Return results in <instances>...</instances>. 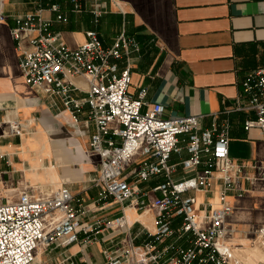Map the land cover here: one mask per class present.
Listing matches in <instances>:
<instances>
[{
    "label": "built area",
    "instance_id": "1",
    "mask_svg": "<svg viewBox=\"0 0 264 264\" xmlns=\"http://www.w3.org/2000/svg\"><path fill=\"white\" fill-rule=\"evenodd\" d=\"M71 1L76 11L83 9V0ZM59 9L56 2L47 7L40 4L35 11L15 17L12 36L25 82L46 98L59 100L75 122L85 115V122L93 126L88 150L99 161L94 179L101 187L99 200L111 198L141 213H152L154 231L146 242L136 244L124 212L108 220L85 221L86 206L76 202L66 185L49 194L25 188L16 200L0 196V264H52L38 258V252L69 247L79 242L81 233L85 234L83 242L90 243L103 230L123 228L128 233L104 247L105 264H264V224L247 231L250 246L256 245L262 254L249 260L241 253L245 244L230 243L237 230L229 219L235 209L230 195L249 191L244 180L252 188L259 184L264 193V161L252 164L250 176L244 163L231 158L228 120H214L205 127L204 114L165 116L164 104L145 99V88L132 96L131 68L127 64L120 69L118 60L138 51V42L122 32L112 46L105 47L98 30L91 29L85 43L70 48L44 14L54 11L56 21L67 20ZM6 17L0 9V21ZM76 77L85 79L86 91L73 82ZM241 86L234 109L253 112L244 128H256L264 135V66L251 69ZM6 123L8 132L0 135L23 134L18 119ZM178 170L181 176L175 177ZM159 175L164 176L162 182L140 188ZM214 192L218 204L198 199V193L213 197ZM186 234L192 236L188 246H160L172 235ZM171 249L174 254L168 256Z\"/></svg>",
    "mask_w": 264,
    "mask_h": 264
},
{
    "label": "crops",
    "instance_id": "2",
    "mask_svg": "<svg viewBox=\"0 0 264 264\" xmlns=\"http://www.w3.org/2000/svg\"><path fill=\"white\" fill-rule=\"evenodd\" d=\"M53 2L67 20L56 21L54 11L44 14L70 48L85 43L91 29L98 30L105 47L112 46L122 32L136 40L139 50L132 51L129 59L118 60L120 69L127 64L131 68L129 93L136 97L145 88V99L164 104L165 116L204 114L205 127L214 120H228L230 156L246 165L248 175L254 174L252 164L264 161V135L256 128H244L253 112L234 107L247 73L264 66V0H83L81 11L74 9L71 0H4L0 7L7 16L0 21V133L8 132L6 121L11 118L22 123L24 132L21 136L0 135V196L16 200L25 188L49 194L66 185L76 202L86 206L85 221L108 220L124 212L136 244L146 242L154 231L152 213L144 222L133 219L127 211L132 206L129 203L99 200L101 187L94 181L99 161L88 150L93 126L85 122V115L75 122L59 100L46 98L25 82L12 36L15 17ZM73 82L85 91L88 88L82 77ZM186 155L183 150L182 156ZM176 160L173 155L171 161ZM54 174L57 179L52 178ZM174 176H181V171ZM163 180V175L155 176L140 188ZM243 185L248 192L229 197L235 207L229 219L237 230L230 243L250 248L252 238L247 231L264 224V193L259 184L252 188L244 180ZM197 195L200 201L210 199L218 204L217 192L213 197ZM135 215L145 213L135 210ZM127 233L125 228L106 229L90 243L83 242L85 234L81 233L79 242L41 250L38 258L52 264H105L104 247L118 243ZM191 240V234L172 235L160 246H188Z\"/></svg>",
    "mask_w": 264,
    "mask_h": 264
},
{
    "label": "bare ground",
    "instance_id": "3",
    "mask_svg": "<svg viewBox=\"0 0 264 264\" xmlns=\"http://www.w3.org/2000/svg\"><path fill=\"white\" fill-rule=\"evenodd\" d=\"M52 178H53V179H57V177H56L55 174L52 176ZM54 183H55V182H54ZM47 194H48V193H47ZM127 211H128L130 214H133V219H134V218H139V219L143 220L144 222H146V221H145V216H150V213H145V215H135V207H134V206H130V207H128V208H127ZM146 224H147V223H146ZM147 225H148V224H147ZM247 250H248V252H249V254H250L251 256H253V257H256V256H257V252H256V250L254 249L253 246H251L250 248L247 247ZM41 253H42V251L40 250L38 255H40Z\"/></svg>",
    "mask_w": 264,
    "mask_h": 264
},
{
    "label": "rangeland",
    "instance_id": "4",
    "mask_svg": "<svg viewBox=\"0 0 264 264\" xmlns=\"http://www.w3.org/2000/svg\"><path fill=\"white\" fill-rule=\"evenodd\" d=\"M253 247H254V249H255L256 252H257V256H256V257L251 256V255L249 254L247 248H244L243 250H241V253H242L243 255H245V257H247L249 260H254V259L256 260L257 258H259V257L262 256L261 251L259 250V248H258L256 245H254Z\"/></svg>",
    "mask_w": 264,
    "mask_h": 264
}]
</instances>
